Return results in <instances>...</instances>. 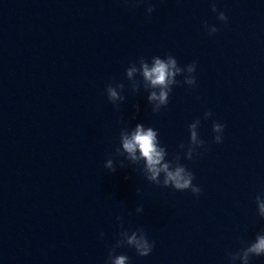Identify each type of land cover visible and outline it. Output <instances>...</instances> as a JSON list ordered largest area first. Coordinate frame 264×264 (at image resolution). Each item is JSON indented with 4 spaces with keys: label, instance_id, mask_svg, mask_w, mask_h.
Instances as JSON below:
<instances>
[{
    "label": "clouds",
    "instance_id": "clouds-1",
    "mask_svg": "<svg viewBox=\"0 0 264 264\" xmlns=\"http://www.w3.org/2000/svg\"><path fill=\"white\" fill-rule=\"evenodd\" d=\"M143 2V0H140ZM214 13L218 10L215 5L211 9ZM154 11L152 6L147 8L148 14H151ZM218 19L221 22L227 23V17L224 12H218ZM205 27L208 28L207 24ZM218 31L215 26L208 28V34L213 35ZM136 64H139V70L145 82L153 89L149 96L148 101L151 103L156 101L152 109L153 113H158L161 109V106H167L169 102V94L172 91V86L177 85V76H184V84L189 86L196 85V77L194 75L196 71V62H193L186 66V68H181L177 60L171 54L167 55L166 58H161L159 56H153L151 58V66L149 62L144 58L140 57L137 62L130 64L126 69V74L130 78L133 75V72L137 71L135 67ZM185 72L187 75H185ZM120 88H123V84L118 85ZM135 91V89H134ZM107 98L114 108H118L116 101H123L125 97L121 96L116 88L112 84H109L106 88ZM136 110L139 111V106H136ZM211 112L205 113V119L211 117ZM200 124V120H195L194 123L189 125L190 131V144L197 143V125ZM212 130L215 133L214 142L219 144L222 142V133L224 130V125L213 122ZM203 140H199V147L204 145ZM181 148H184V145H180ZM193 149L189 148L186 157L191 160ZM118 155L123 156L127 153L126 159H129L133 162L139 160L145 161V178L156 185H162L163 187H172L177 191L190 190L193 195L199 196L201 189L198 185L193 184V180L196 178L194 174L186 169L183 165L179 163V156L173 161L175 163L174 170L170 163H162L166 155V149L160 146L158 140V133L151 127L145 128L141 124H137L135 130L131 135L127 134L125 131L120 132V147L116 149ZM139 153V155H137ZM104 167L109 169L113 173L116 171L114 167L113 159H107ZM120 167H125L123 161L120 162ZM164 174L163 181L159 179L160 174ZM139 191V190H138ZM256 204L258 208V215L261 218H264V199H261L260 196L256 197ZM142 208H137L136 212H142ZM119 219V218H118ZM137 231L140 233L137 237ZM128 231H122L120 233V239L117 241L116 245L110 249L109 255L105 264H129V257L126 255H116V248L123 247L125 245L135 248L139 256H148L152 248L154 247V242H149L147 239L146 233L143 229H137L133 231L130 236H127ZM103 238V233L100 234ZM126 237V239L124 238ZM252 256H264V230L258 233L255 237L254 242H251L247 247L242 248L240 251L230 255L231 264H235L237 259L242 261V264H249V259Z\"/></svg>",
    "mask_w": 264,
    "mask_h": 264
}]
</instances>
